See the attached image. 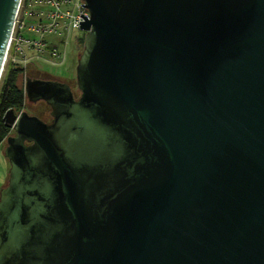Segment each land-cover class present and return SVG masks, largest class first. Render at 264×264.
<instances>
[{"label": "water", "instance_id": "95a60500", "mask_svg": "<svg viewBox=\"0 0 264 264\" xmlns=\"http://www.w3.org/2000/svg\"><path fill=\"white\" fill-rule=\"evenodd\" d=\"M81 2L79 97L3 116L0 264H264V0Z\"/></svg>", "mask_w": 264, "mask_h": 264}, {"label": "built area", "instance_id": "2783aa9c", "mask_svg": "<svg viewBox=\"0 0 264 264\" xmlns=\"http://www.w3.org/2000/svg\"><path fill=\"white\" fill-rule=\"evenodd\" d=\"M81 4V0H20L5 62L20 59L25 66L32 57L46 64L55 65L56 60L63 64L64 50L72 46L79 22L84 20L80 14L88 16ZM29 16L34 17L30 25L26 23ZM55 35H62L63 51L57 50L54 42L46 41Z\"/></svg>", "mask_w": 264, "mask_h": 264}, {"label": "rangeland", "instance_id": "374dc122", "mask_svg": "<svg viewBox=\"0 0 264 264\" xmlns=\"http://www.w3.org/2000/svg\"><path fill=\"white\" fill-rule=\"evenodd\" d=\"M34 22V17L33 16H29L28 20L26 21L27 24H32ZM36 39H38V36L34 35ZM76 36V38H75ZM77 37L79 38H84V33L81 32L80 30L75 31L74 33V38L75 40L77 39ZM62 40V35H55V36H49L46 38L47 42H54L56 44L55 48L59 51L60 50H64L63 46L60 44V41ZM83 49V45L82 46H74L72 44L71 47H67V49H65V62L62 64L60 62V60H56L55 61V65H51V64H46L41 62L40 60H37L35 58H32V60H27V64L24 66L22 63L23 60L17 59L15 62H13V64H21L23 65L26 69L23 71V76L24 77H32V75H38V72L45 74V77H47L48 79L51 80H56V81H61L64 82L66 84H68L73 92V95L75 97L79 96V91L77 90L76 87V82H75V68L77 65V60H78V54L81 53ZM32 56V54H31ZM9 61L11 60H7L4 64V68L2 71V75H1V80L0 83L2 82L3 78L6 75L7 72V65L9 63ZM12 62V61H11ZM61 64V65H60ZM27 65H31L29 66V68L27 67ZM33 65V66H32ZM13 67V65H11ZM23 82V80H22ZM21 82V85H22ZM25 99V98H24ZM21 111H24L26 113H30V114H36L37 116H39L40 118H42V120L44 121H49V114L47 113L46 109L43 106H31L28 104V102L24 101L23 104V109ZM5 138L3 140L0 141V191L2 188H4L7 185L8 182V169H9V165L6 162L4 156H3V150L5 148Z\"/></svg>", "mask_w": 264, "mask_h": 264}, {"label": "trees", "instance_id": "16d2710c", "mask_svg": "<svg viewBox=\"0 0 264 264\" xmlns=\"http://www.w3.org/2000/svg\"><path fill=\"white\" fill-rule=\"evenodd\" d=\"M78 40L79 44H82L83 38H79ZM7 66L6 75L0 83V141L8 133V129L5 127L3 120L4 114L9 109H13L16 113L20 112L23 109L25 101L21 82L23 79V71L26 68L20 63L13 64L11 61H9ZM29 66L31 65H27L28 68Z\"/></svg>", "mask_w": 264, "mask_h": 264}, {"label": "flooded vegetation", "instance_id": "af4514ba", "mask_svg": "<svg viewBox=\"0 0 264 264\" xmlns=\"http://www.w3.org/2000/svg\"><path fill=\"white\" fill-rule=\"evenodd\" d=\"M79 38V37H78ZM83 40H84V38H83ZM73 45L74 46H82L83 45V42H82V44H79V40L78 39H76V40H74V43H73ZM79 55L80 54H78V57H79ZM28 78H30V79H36V80H43V81H48V80H51V79H48L47 77H45V74H43V73H40V72H38V75H32V77H24L23 76V82H22V89H23V95H24V100L26 101V102H28V100H27V98H26V95H25V92H24V85H25V81H26V79H28ZM55 81V80H54ZM59 82H61V81H59ZM62 83H64V82H62ZM79 97V96H78ZM78 97H75L74 96V98L75 99H77ZM28 104L29 105H31V106H34V107H36V106H43L45 109H46V111H47V113L49 114V121H44V120H42V118H40L39 116H37L36 114H30V113H27L28 115H30V116H36V117H38L39 119H41L42 121H44V122H46V123H49L50 121H51V116H50V108H49V106L48 105H46V103L45 102H43L42 100H39V101H36V102H28ZM10 110V109H9ZM13 110V109H12ZM14 111V110H13ZM20 112H22V111H20ZM20 112H18V113H16L15 111H14V113L15 114H19ZM6 127V126H5ZM7 128V127H6ZM8 129V133H7V135H6V137H5V147H6V139L8 138V137H14L16 134H15V132L13 131V129H11V128H7ZM5 149V148H4ZM3 156H4V150H3ZM4 158H5V156H4ZM5 160H6V162L8 163V160L5 158ZM8 165H9V163H8Z\"/></svg>", "mask_w": 264, "mask_h": 264}]
</instances>
